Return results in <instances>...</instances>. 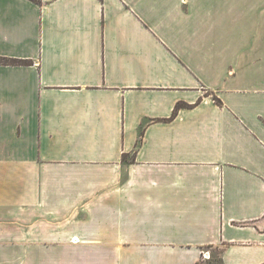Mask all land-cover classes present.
<instances>
[{"label":"crops","instance_id":"crops-1","mask_svg":"<svg viewBox=\"0 0 264 264\" xmlns=\"http://www.w3.org/2000/svg\"><path fill=\"white\" fill-rule=\"evenodd\" d=\"M0 59V264H264V0H0Z\"/></svg>","mask_w":264,"mask_h":264},{"label":"trees","instance_id":"trees-1","mask_svg":"<svg viewBox=\"0 0 264 264\" xmlns=\"http://www.w3.org/2000/svg\"><path fill=\"white\" fill-rule=\"evenodd\" d=\"M28 62L26 61H19V60H14V59H0V64L6 65V64H27ZM216 262V261H215Z\"/></svg>","mask_w":264,"mask_h":264},{"label":"rangeland","instance_id":"rangeland-1","mask_svg":"<svg viewBox=\"0 0 264 264\" xmlns=\"http://www.w3.org/2000/svg\"><path fill=\"white\" fill-rule=\"evenodd\" d=\"M215 2H216V0H209V3H210V4H213V5H214ZM207 253L209 254V256H210V258H211L210 261L213 262V261H216V260H217V257H218V256H217V250H215V252H213V253L211 254L212 256L210 255V253H209L208 251H207ZM49 258H54V257H49ZM61 258H62V257H61ZM63 258H67V257H63ZM210 258H209V259H210ZM201 259H203L202 256H201ZM203 260H204V259H203ZM205 260H206V259H205Z\"/></svg>","mask_w":264,"mask_h":264},{"label":"built area","instance_id":"built-area-1","mask_svg":"<svg viewBox=\"0 0 264 264\" xmlns=\"http://www.w3.org/2000/svg\"><path fill=\"white\" fill-rule=\"evenodd\" d=\"M202 258H203V259H208V260H209L210 256H209V254H208L207 252H204V253L202 254Z\"/></svg>","mask_w":264,"mask_h":264}]
</instances>
